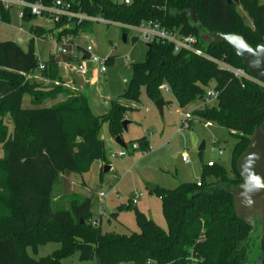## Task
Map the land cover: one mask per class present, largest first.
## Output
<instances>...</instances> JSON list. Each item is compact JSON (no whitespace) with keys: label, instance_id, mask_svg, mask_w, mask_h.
<instances>
[{"label":"trees","instance_id":"1","mask_svg":"<svg viewBox=\"0 0 264 264\" xmlns=\"http://www.w3.org/2000/svg\"><path fill=\"white\" fill-rule=\"evenodd\" d=\"M40 1L51 6L56 0ZM64 2L70 4L74 15L103 18L108 25L120 24L123 29L153 21L171 32L194 36L198 47L212 60L185 51L175 53L171 44L153 42L147 47L145 61L130 66L132 77L120 100L112 103L106 115L96 116L88 98L80 92L58 90L47 98H39L37 86L29 78L37 72L43 79L60 80L59 66L79 61L75 55H81L85 49L76 46L75 40L81 32H90L93 22L61 17L52 22L53 31L31 26L27 51L15 42H0V264H65L75 254L80 262L96 260L97 264H249L247 244L253 227L236 215L233 192L243 184L237 162L247 151L256 127L264 122V87L219 68L217 62H223L249 74L230 45L206 40L217 34H235L257 48L264 37V3L261 0ZM237 8H242L250 24ZM190 12H194L197 24ZM22 19L31 22L37 17L25 9ZM10 21V10L0 7V23ZM48 36H53L57 43L69 40L68 53L51 55L45 69L40 71L36 46ZM212 88L219 95L212 101L215 104L208 106L206 93ZM164 91L172 94L180 109L201 103L203 108L193 111V118L223 128L237 139L231 158L234 178L222 165L212 162L203 165L198 182L185 183L173 190L157 187L151 194L161 201L167 230L136 211L138 233H104L103 215L94 218L92 199L77 194L70 196L66 209L54 210L53 192L63 174L82 176L96 162L109 165L105 143L99 138L101 127L107 125L111 138L121 137L123 117L139 109L142 92L155 103L164 101ZM26 95L32 98L34 108H23ZM59 95L63 96V102L42 106L43 99L53 100ZM187 123L190 128L192 118ZM131 149L148 152L147 138L132 143ZM100 173L102 179L103 170ZM118 213L111 217L117 220ZM48 244H58L60 248L39 259L28 254L32 250L36 256L40 247ZM259 251L260 262L252 264H264V236Z\"/></svg>","mask_w":264,"mask_h":264},{"label":"rangeland","instance_id":"2","mask_svg":"<svg viewBox=\"0 0 264 264\" xmlns=\"http://www.w3.org/2000/svg\"><path fill=\"white\" fill-rule=\"evenodd\" d=\"M56 1L64 2L66 0ZM116 1L125 2V0ZM133 1L129 0V3ZM20 11L21 9L17 6L12 7L10 23H0V39L16 41L17 28L22 25V30L26 33L24 34L26 45L27 40L30 39V35L27 34L30 23L19 18ZM237 12L246 19L248 24L251 23L242 8H237ZM37 21L39 23L43 21L42 28L46 31L54 30V24L47 18L37 17ZM124 34H127L126 43L123 42ZM75 44L83 49L92 47L94 49L93 56L102 62L109 60L110 62L104 65L106 73L100 71L99 65L87 61L85 64L92 69V81H87V77L72 72L65 66L61 69L62 75H59L60 80L58 81L53 82L48 78L40 80L37 72L35 73L38 76L37 80H33V78L31 80L37 86L39 98H47L58 90H76L88 98L94 115L104 116L110 111L112 103L119 101L127 89L132 77L130 66L145 61L147 43L140 38L137 32L126 31L120 24L106 25L93 22L92 30L86 33L81 32L76 38ZM52 47L53 53H56L57 44L53 36H48V39L37 42L36 50L40 63L49 61ZM77 65L73 64L74 67ZM67 84L72 90L66 86ZM163 98L166 102L163 116L144 92L141 95V103L138 105L139 109L124 115L122 122H129L127 131H124L121 136L126 149L114 142L107 125L101 127L99 138L105 143L106 158L110 164L102 166H110L112 170L104 174L102 179H100V165L97 163H94L92 170L82 177L67 173L75 179L76 185L61 182L55 188L53 196L57 198V201L53 204L54 210L66 209L70 196L77 194L92 199V211L95 217L100 212V201L103 202L102 231L104 233L123 235L138 233L136 211L146 215L161 229L167 230L161 201L156 194L149 193V186L173 190L185 183L198 182L201 180L203 165L212 162L222 165L231 174L232 152L237 139L223 128L193 118L192 112L203 108L201 103H194L186 109H180L174 103L169 91L163 92ZM29 100L30 96L23 97L22 106L26 109L31 108ZM49 100L43 99L42 106H52ZM169 102H173V104ZM214 104L215 102H210L206 105L213 106ZM187 114L193 120L190 128L182 127V124L188 120L185 118ZM144 137L149 142L148 153L132 151L131 144ZM202 144H205V150L200 152ZM126 150L129 154L120 157V153ZM184 156L189 160L188 163L183 161ZM230 177L234 178V175L231 174ZM208 182H213V179H208ZM100 193H104L106 197L100 199ZM135 198L137 205L132 202ZM119 207H121L120 210ZM245 210V207L240 209L242 218L246 217ZM116 212H119L117 220L111 217ZM251 217L253 230L247 244L249 252L247 263L249 264L258 262L260 243L264 236V224L259 215L257 218H254V215ZM59 248L58 244H48L40 247L38 255H33L32 250H28V254L39 259L51 255ZM64 263L97 264V261L80 262L78 254H75L66 259Z\"/></svg>","mask_w":264,"mask_h":264},{"label":"water","instance_id":"3","mask_svg":"<svg viewBox=\"0 0 264 264\" xmlns=\"http://www.w3.org/2000/svg\"><path fill=\"white\" fill-rule=\"evenodd\" d=\"M78 1L75 0L76 4ZM124 3L129 4V0H125ZM190 14L192 21L197 24L194 12H190ZM215 41L230 45L246 66L250 76L264 87V37L263 43L257 48L251 47L243 37L235 34H217L215 37H209V40H206L208 43ZM123 42H127V35L123 36ZM92 77V73H90L87 80L91 81ZM154 104L160 115L163 116L164 101L161 99ZM128 125V121L122 123L124 131H127ZM114 142L118 146L125 148L121 137L115 138ZM204 150L205 144H202L199 151L203 152ZM236 168L243 180V184L233 192L235 213L238 217L242 218L240 209L245 207V216L249 219L246 217L242 219L251 224L253 220L251 216L254 215V218H257L259 215L264 224V122L256 127L253 135L250 137V145L247 151L239 158ZM109 170L110 167L106 166L104 173H107ZM156 190L157 186L148 187L150 193H154ZM258 262H260V259Z\"/></svg>","mask_w":264,"mask_h":264},{"label":"built area","instance_id":"4","mask_svg":"<svg viewBox=\"0 0 264 264\" xmlns=\"http://www.w3.org/2000/svg\"><path fill=\"white\" fill-rule=\"evenodd\" d=\"M264 3V0H261ZM17 6L21 9L19 12V17L22 19L24 10H28L31 15L36 17H44L47 18L51 23L58 22L61 17H68V18H78L79 20L88 19L87 17L79 14L74 15L70 10V4L65 3L63 1H55L51 6L44 5L40 0H36L35 2H28L26 0H0V7L5 10H11L12 7ZM89 21L94 23H102L108 25L109 22L103 18H91ZM126 30L128 31H135L140 35V38L147 43V45L153 42H159L162 44H171L173 46V50L175 53H179L185 51L189 54H193L197 57L204 58V59H211L204 50L198 47V40L194 36H183L179 34V32H171L166 29L162 24L158 22H144L139 26H126ZM39 42V41H38ZM69 42L67 39H62L61 43H57V51L54 55L57 54H67L68 50L66 44ZM94 49L92 47H88L81 55H75V58L78 57L79 61L76 63L71 64H64L66 68L70 69L72 72H76L81 76L87 77L90 73H92V69L89 68L85 63L87 61L92 62L95 65L100 66V71L102 73H106L105 62H102L96 56H93ZM73 54V52H71ZM212 60V59H211ZM73 64H78L77 67H74ZM219 68L231 73L234 77L242 79H248L256 82L250 74L246 73L242 69H236L230 65H227L223 62H217ZM45 65L40 63L39 70H44ZM219 93L215 89H208L206 93V104L210 103L217 99ZM186 119H190L189 114L185 117ZM182 127L188 128L187 120L185 123L182 124ZM137 146L134 145L133 149H136ZM128 155L127 150L120 153V157H125ZM183 161L188 163L189 160L184 156ZM209 165H212L210 163ZM101 198H104V194H100ZM133 204H137V199L135 198ZM103 215V208L100 206L99 217ZM94 225L97 224V219L93 220L92 222Z\"/></svg>","mask_w":264,"mask_h":264},{"label":"crops","instance_id":"5","mask_svg":"<svg viewBox=\"0 0 264 264\" xmlns=\"http://www.w3.org/2000/svg\"><path fill=\"white\" fill-rule=\"evenodd\" d=\"M19 16V15H18ZM20 18V17H19ZM23 20V19H22ZM43 22V21H42ZM42 22H40L39 23V21H37V19H35V21L33 20V21H31V22H29L30 23V27L31 26H37V27H43L42 25ZM30 27H29V29H30ZM23 26L21 25L19 28H17V32H18V34L16 35V41L15 40H13V39H0V42H7V41H11V42H15V43H17L22 49H23V51H27V45H28V40H30V39H28L27 40V43H26V45H25V41H26V39H25V37H24V34H26L23 30ZM27 34H29L30 35V31L27 33ZM30 38H31V35H30ZM135 39V38H134ZM54 55V53H53V47L51 48V54H50V58H51V55ZM46 63V62H45ZM45 63H43V64H45ZM65 65L64 64H61L60 66H59V75H62L61 74V69L64 67ZM62 77V76H61ZM30 80L33 78V80H37V78H38V76H36L35 74L34 75H31L30 77ZM93 78V77H92ZM39 79L40 80H44L41 76H39ZM88 81V80H87ZM92 81V80H91ZM67 83V82H66ZM69 89H71L69 86H68V84L66 85ZM72 90V89H71ZM72 91H76V90H72ZM78 92V91H77ZM50 102H51V104H52V106L53 105H56V104H59V103H61V102H63L64 101V98H63V96L62 97H57L56 99H50L49 100ZM29 106H31V108H34L35 106L33 105V103H32V98L30 97V100H29ZM52 106H50V107H52ZM24 108V107H23ZM26 109V108H25ZM146 153H148V152H146ZM146 153H143V154H146ZM129 154V153H128ZM98 165H100V171H102L103 170V175L104 174H107V173H109L111 170H112V168L110 167V170L107 172V173H104V169H105V167H103L102 166V164L101 163H98V162H96ZM110 165V164H109ZM92 170V169H91ZM70 174H63L62 176H61V182L63 183V182H68V184H74V185H76V183H75V179H73V177H70L69 176ZM83 176V175H82ZM81 176V177H82ZM68 178V179H67ZM56 187H58V186H56ZM55 187V188H56ZM55 190V189H54ZM53 194H54V192H53ZM57 194V193H56ZM100 194H104V193H100ZM100 194H99V198L101 199V197H100ZM105 195V194H104ZM57 196V195H56ZM106 197V196H105ZM104 197V198H105ZM53 199H54V202L55 201H57V198H54V196H53ZM134 200V199H133ZM100 205L101 206H103V202L102 201H100ZM135 205H137V204H135ZM99 209H100V207H99ZM93 212V211H92ZM94 215V214H93ZM99 215V214H98ZM98 217V216H97ZM97 217H95V215H94V218H97ZM101 222H102V218H101Z\"/></svg>","mask_w":264,"mask_h":264}]
</instances>
